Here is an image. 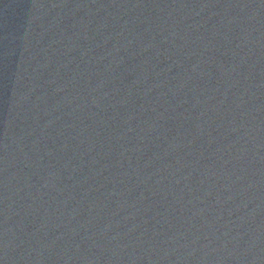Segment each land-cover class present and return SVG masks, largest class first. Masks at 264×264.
<instances>
[{"label": "water", "instance_id": "1", "mask_svg": "<svg viewBox=\"0 0 264 264\" xmlns=\"http://www.w3.org/2000/svg\"><path fill=\"white\" fill-rule=\"evenodd\" d=\"M0 264H264V0H0Z\"/></svg>", "mask_w": 264, "mask_h": 264}]
</instances>
